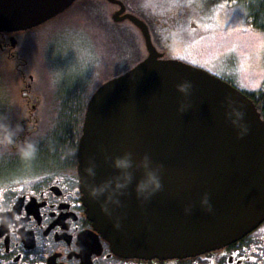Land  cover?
Here are the masks:
<instances>
[{
    "label": "water",
    "instance_id": "obj_1",
    "mask_svg": "<svg viewBox=\"0 0 264 264\" xmlns=\"http://www.w3.org/2000/svg\"><path fill=\"white\" fill-rule=\"evenodd\" d=\"M75 1L0 0V32L38 27ZM107 1L120 7L115 22L139 28L148 53L87 103L78 172L89 218L127 258L184 259L240 240L264 221V120L256 105L203 69L163 59L147 25L122 1ZM125 154L131 166L122 170L115 161ZM145 156L161 182L147 199L137 192Z\"/></svg>",
    "mask_w": 264,
    "mask_h": 264
},
{
    "label": "flooded vegetation",
    "instance_id": "obj_2",
    "mask_svg": "<svg viewBox=\"0 0 264 264\" xmlns=\"http://www.w3.org/2000/svg\"><path fill=\"white\" fill-rule=\"evenodd\" d=\"M48 22L25 31L0 32V113L21 125L20 140L32 139L38 147L31 160L21 159L15 149L0 151V207L11 209L0 213L6 220L0 224V264H264V221L238 241L185 259L127 258L114 252L83 201L78 172L82 126L80 132L68 134L64 144L54 141L57 106L79 114L87 101L81 94L60 97L34 90L37 52L26 49L25 42ZM166 38L159 34L155 46L166 47ZM161 52L166 54L165 48ZM181 52L191 58L185 62L229 80L219 74L216 55ZM47 130L53 138L44 137Z\"/></svg>",
    "mask_w": 264,
    "mask_h": 264
},
{
    "label": "rangeland",
    "instance_id": "obj_3",
    "mask_svg": "<svg viewBox=\"0 0 264 264\" xmlns=\"http://www.w3.org/2000/svg\"><path fill=\"white\" fill-rule=\"evenodd\" d=\"M124 2L128 13L145 18L150 26H160V31L169 39L165 40L168 42L166 47L158 44L156 47L159 51L165 48L169 59L191 60L181 50L193 53V56L216 55L220 64L219 74L225 75L236 88L253 92L264 86V32L247 24L242 4L215 0ZM94 4L82 1L71 12L66 11L27 35L25 48L37 52V55L33 52L38 77L35 91L43 94L56 92L65 80L82 76L85 68H91L92 78L96 76L97 84L112 78L113 66L109 64L114 55H110L106 48L101 18L95 13L91 15L81 11V5L88 7ZM102 7L106 16L111 18L118 10V6ZM158 17L160 23L155 22ZM102 22L105 27L106 23ZM132 26L124 25L138 38L144 57L147 52L145 43L139 38L140 31Z\"/></svg>",
    "mask_w": 264,
    "mask_h": 264
},
{
    "label": "trees",
    "instance_id": "obj_4",
    "mask_svg": "<svg viewBox=\"0 0 264 264\" xmlns=\"http://www.w3.org/2000/svg\"><path fill=\"white\" fill-rule=\"evenodd\" d=\"M82 1L85 3H96L94 4V6H88V7H86L85 5H81L82 12L91 15L95 13L98 15V17L100 16L102 21L106 23L105 26L106 29H105L104 23L101 20H99L101 24V30L103 32L102 34L105 37V42H107L106 48L108 50V53L110 55L111 54L114 55L112 59L110 58L111 62L109 64V66H113L112 77L114 76L116 77L118 75L125 73L126 71L134 67L137 63L142 61L147 56V52H145V56L142 57L143 50H140V46L138 44V38L129 30V28L127 29L126 27H124V25L132 26L133 24L131 22L128 23L129 21H127L125 23L124 21V23H118V22H114L110 15L106 16V13L102 6L103 5L113 6L112 4H110L106 0H77L73 4V6L69 9L70 12L74 9V7H76V5L80 4ZM215 1L242 4L246 11L247 24H249V26L255 30L264 32V0H215ZM159 19L160 17H158V21L155 22L160 23ZM150 29L154 36V40H155V34L160 33L161 35L165 36L164 32L160 31L159 25L158 26L151 25ZM140 36H141L139 37L140 40H143L144 42L142 35ZM71 72L72 71H70L69 73ZM92 73L93 71L91 70V68H85L82 76L76 75L75 78L71 80H65L56 89V92L59 94L60 97H63L68 93H73V94L76 93L79 95L81 94L83 98L86 99L87 102H85L86 105L82 108V110L79 111V114L73 112L71 114H68V110H65L67 106H65L66 107L65 109L64 106H57L59 113L55 115V121L54 124H52V126L55 125L56 127L54 128V130H56L55 137L54 134L51 133V130L49 131L47 130L46 134L44 135L45 138L51 139L54 137L55 139L54 141H56L57 144L60 145V144H64V142L68 140V134L72 132L74 133V131L76 132L81 131V126L84 121V113L89 98L91 97L93 91L101 83L109 79L107 78L104 81L100 82V84H97L96 76L93 79ZM244 93L250 99H252V101L256 104L258 111L260 112L261 117L264 120V87L253 92L244 91ZM75 126L77 127L75 128Z\"/></svg>",
    "mask_w": 264,
    "mask_h": 264
},
{
    "label": "clouds",
    "instance_id": "obj_5",
    "mask_svg": "<svg viewBox=\"0 0 264 264\" xmlns=\"http://www.w3.org/2000/svg\"><path fill=\"white\" fill-rule=\"evenodd\" d=\"M242 117L241 113H237ZM23 129L19 124H13L7 115L0 113V151L7 149H15L16 153L23 160H31L35 157L38 147L35 141L29 138L20 140L19 137ZM130 154H125L124 157L117 158L115 166L119 169L126 170L131 166ZM143 165L148 169L144 178L137 185L138 194L144 196L145 199L161 189V182L159 178V169H153L149 167V157L145 156ZM88 172H92V169H87ZM130 179V176H125V182ZM118 187H124V184H118ZM95 189L91 193L95 195ZM206 202V201H205ZM11 211L9 207H0V213H6ZM6 223L3 216H0V224ZM11 227V225H8Z\"/></svg>",
    "mask_w": 264,
    "mask_h": 264
}]
</instances>
